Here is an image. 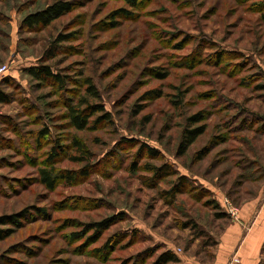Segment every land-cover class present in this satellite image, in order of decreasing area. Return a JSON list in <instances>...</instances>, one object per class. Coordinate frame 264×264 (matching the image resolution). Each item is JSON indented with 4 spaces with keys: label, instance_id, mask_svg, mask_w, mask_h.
Instances as JSON below:
<instances>
[{
    "label": "rangeland",
    "instance_id": "1",
    "mask_svg": "<svg viewBox=\"0 0 264 264\" xmlns=\"http://www.w3.org/2000/svg\"><path fill=\"white\" fill-rule=\"evenodd\" d=\"M57 2L72 12L47 27H22ZM263 14L264 0H0V67L10 69L0 86L11 98L0 105V218L30 214L1 227L8 233L0 264H159L166 252L179 259L170 264H214L218 236L264 194V173L253 176L254 163L264 169L262 120L237 130L252 114L264 118V91L256 89L264 84ZM56 44L63 48L47 60ZM217 48L243 56L218 65ZM40 64L70 78L67 92L27 74ZM85 77L112 123L79 132L66 115ZM199 114L201 122L190 121ZM41 125L64 148L59 174L76 176L52 191L40 181L52 150L48 139L36 143ZM203 125L182 156L184 133ZM73 139L89 158L80 161ZM148 164L177 175L158 180ZM110 219L109 229H96ZM234 257L239 249L227 264Z\"/></svg>",
    "mask_w": 264,
    "mask_h": 264
},
{
    "label": "trees",
    "instance_id": "2",
    "mask_svg": "<svg viewBox=\"0 0 264 264\" xmlns=\"http://www.w3.org/2000/svg\"><path fill=\"white\" fill-rule=\"evenodd\" d=\"M127 1L130 5L136 4V0H127ZM72 10L73 9L70 4L63 3V2H57L56 4L50 6L44 11L27 15L22 21V27L27 28L28 30H33V29H38L40 26L42 27L50 26L56 20H59L66 14L72 12ZM263 19H264V14H263ZM69 40H70L69 37H62L59 39V43L64 42V41H69ZM209 45L211 46L215 44L209 43ZM62 48L63 47L59 44L54 45L51 48L50 54H47L48 55L47 60L48 59L52 60L54 58L53 56L58 51H60ZM242 56L243 55L240 56L238 53L234 51L218 50L217 55H216V57L218 58L217 64L220 65L222 62V59H225V58L226 59L229 58L232 60L235 58H242ZM26 72L34 81H38L41 84H45L52 80L53 82L57 84V88L59 90H61L62 92L63 91L67 92L68 86L70 84L69 82L70 78L63 77L59 72L55 73L53 68L49 65L44 66L40 64L39 66L31 67L27 69ZM261 75L264 78L263 72L261 73ZM3 81L4 80H2L0 84ZM6 83L7 81L4 83V85ZM78 83L80 86H79V89H77L78 91L75 92L79 96L77 103L73 105V101H70L71 106L69 108L68 114L66 115L67 119L70 121L71 127H73V129L76 131L83 132L86 129H88L89 126L92 125L93 123L96 124V127H98V125L101 123H105V122L112 123V115L105 109L103 105V101H102L103 99L101 96V92L98 86L96 85V83L94 82V80L90 77H87V78L85 77L82 81H79ZM256 89L264 91V84L257 86ZM10 102H11V98H9V95L0 86V105L9 104ZM31 108L34 111H36L34 106L33 107L31 106ZM96 115H99V117H97V119L94 122L91 121L92 118ZM252 115L255 117L254 120H252V122H249V124L245 126L243 125L244 119H241L242 121L240 122H243V123L240 125V128H238L237 130H242L246 128H248L247 130H252L253 127L256 125V122L259 119L262 120L261 124L264 125V120H263L264 118L256 116L255 114H252ZM202 120H203L202 114H199L197 117L190 119V121L194 123H199ZM40 121L41 120L39 119V122ZM262 128H263L262 130L264 131V126ZM254 130H256V128H254ZM31 132L32 131H30V133ZM204 132H205L204 125L192 131L187 130L181 139L180 154L183 156L185 152L197 141V139L201 135L204 134ZM35 134L37 135L36 143L38 145L43 146L42 142L45 139H48V142H50V144L52 145L51 147L52 150L49 155V160L46 163L48 165V168L46 167L44 169L39 170L41 183L46 187V189L50 191L54 190L58 186L59 182H61L62 180H65L67 183L72 184L74 180H76V176H68V175L66 176V174L65 176H62L61 174H59L55 166L56 161L59 159V156H61L62 150L64 149L62 145L60 144L61 143L60 139L53 140L51 137L52 131L50 130L49 127L45 125H41V130L37 131ZM125 143H131V142H128V140L127 141L125 140ZM73 144L77 152L80 155L84 156L82 157V159H80V161H83L89 158L91 154L89 153V151H87L84 148V146L81 144V142H79V140L73 139ZM144 148L146 149L145 146ZM238 150L240 151V153L244 152L243 149H238ZM147 155L150 160H159V153L155 149L147 148ZM74 160L78 161L79 159H74ZM254 166L259 167L258 172L255 171L253 175L254 177H257V175L260 173H264V169L262 170L263 168L262 166L258 165L257 163H254ZM144 167L147 168L148 171L153 172L155 174V177L158 180H163L164 178L177 175V172L173 170L169 165H166V164H162L160 166H157L156 164H148ZM251 177L252 176H250V178ZM178 180H179L178 181L179 185H182L183 187L184 186L189 187L190 186L189 184H191L189 183V180L187 179V177H181ZM174 188H175V185L173 186V190L169 193V197H171V199H174L176 196L177 190ZM212 205L216 210H220V206L218 203L216 204L212 203ZM39 211L44 212L40 209ZM28 215L30 214L26 210L20 213L19 215H14L8 219L0 218V242L6 239L7 233H8L6 232V230H3L1 228L2 226H5L7 223H13V224L19 225L20 220L24 218L26 219ZM217 216L220 219H223V218L228 219V216L225 213H220ZM115 222H116V219H110L108 221L96 224L95 227L100 232V231L109 229ZM217 244H218V239L216 240L215 245ZM178 262H179L178 257L174 253H171V252H166L159 258V264H170V263H178Z\"/></svg>",
    "mask_w": 264,
    "mask_h": 264
},
{
    "label": "crops",
    "instance_id": "3",
    "mask_svg": "<svg viewBox=\"0 0 264 264\" xmlns=\"http://www.w3.org/2000/svg\"><path fill=\"white\" fill-rule=\"evenodd\" d=\"M262 194L263 192H260L257 198L242 208L239 222L230 221L231 224H228L224 233L218 236V253L214 256V264H227L236 249H239L240 264H262L264 255V194Z\"/></svg>",
    "mask_w": 264,
    "mask_h": 264
},
{
    "label": "built area",
    "instance_id": "4",
    "mask_svg": "<svg viewBox=\"0 0 264 264\" xmlns=\"http://www.w3.org/2000/svg\"><path fill=\"white\" fill-rule=\"evenodd\" d=\"M9 66L8 65H3L0 67V82L7 76L9 73ZM230 264H240V257H234L233 262Z\"/></svg>",
    "mask_w": 264,
    "mask_h": 264
}]
</instances>
